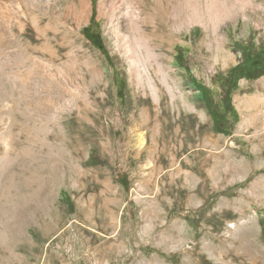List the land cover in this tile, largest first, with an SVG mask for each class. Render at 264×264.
<instances>
[{
  "label": "rangeland",
  "instance_id": "1",
  "mask_svg": "<svg viewBox=\"0 0 264 264\" xmlns=\"http://www.w3.org/2000/svg\"><path fill=\"white\" fill-rule=\"evenodd\" d=\"M179 1L178 28L169 44L162 43L178 94L175 101L169 96V104L195 134L194 149L207 152L208 171L223 166L229 172L199 194L191 209H178L173 199L165 204L156 190H144L150 169L136 158V126L128 120L135 104L145 106L148 93H140L122 52L121 36H133L126 23L103 10L101 0H0V204L36 192L38 222L23 230L30 243L22 244L26 261L35 256L39 260L32 264H264V185L258 184L264 179V104L245 110L236 102L264 97V76L240 80L230 114L222 104L224 89L213 81L245 54L264 51V0ZM90 25V34L99 26L107 55L85 35ZM197 83L211 89L225 132L215 130ZM89 124L98 130L92 138ZM70 127L84 145L81 159L68 157L86 172L73 180L59 138ZM91 155L102 163L95 165ZM240 163L246 172L233 168ZM57 165L58 176L50 175ZM105 181L116 193L109 199L111 227L101 211Z\"/></svg>",
  "mask_w": 264,
  "mask_h": 264
},
{
  "label": "bare ground",
  "instance_id": "2",
  "mask_svg": "<svg viewBox=\"0 0 264 264\" xmlns=\"http://www.w3.org/2000/svg\"><path fill=\"white\" fill-rule=\"evenodd\" d=\"M140 2L141 0H101L103 10L106 8L108 12L118 17V19L120 18L119 20L122 19L126 23V29L128 28L132 31L133 36L131 39L123 36L120 38L122 40L120 41L123 42L122 52L126 56L131 76L137 84L140 93L142 90L148 93L145 106L135 104L128 120L129 125L138 127L133 128L138 147V157L136 158L143 164H141L143 168L150 169V172L145 174L149 178H147L145 185H143L144 190L147 192L156 190L157 199H161L165 204L170 199H173L176 205H178V209L182 207L191 209L193 202L199 194H203L214 180H223L228 176L229 172L223 166H220L214 173L210 172L211 170L208 171L207 161L210 158L207 156V152L194 149L196 144L195 134L190 132L189 127L182 125L180 115H177L175 111L173 112L169 104V96H172L175 101L178 94L177 88L170 76L171 68L168 66L167 61H165L163 53L165 49L162 43L166 41L169 44L172 40V32L178 28L181 20L180 1L152 0V4H150L145 0L143 5ZM137 3L143 6L141 11L143 16L139 9L135 8ZM44 9L43 5H37L36 10L41 12ZM147 9L152 10L150 15L146 14ZM195 13L197 12L195 11ZM47 14L49 15V12ZM45 16L47 15L45 14ZM170 26L173 30H170ZM149 32L153 33L151 35L155 40H159L161 45L151 41L148 37ZM236 102L241 108L250 110L256 104H264V97H239L236 99ZM185 118L189 121L191 116L185 113ZM87 128L86 133L88 137L92 138L91 133L98 132L95 125L89 124ZM59 138L63 142V158L64 161L67 159L64 165L67 168L68 175H72V180L73 177H86L85 170L80 166H75V162L71 160V157L77 159L76 157L79 158L81 156L82 150L79 148L84 145L82 136L77 133V130L70 127L69 131L62 134ZM102 146L105 149L107 145L102 142ZM68 153L71 157H68ZM59 165L55 166L49 174L58 176L59 169H61ZM44 167V170L49 172L47 166ZM244 167L243 163H240V166L238 165L233 168L243 171ZM141 170L143 171V169ZM103 184H105L108 196L101 205V211L105 213V219L108 222V226L111 227V222L115 221V215L110 206L111 201L109 199L115 196L116 193L112 184L107 181ZM258 184L264 185V179L260 178ZM46 189L49 193L50 189L47 187ZM34 193L29 191L23 195L16 194L17 196H14V199H10V196L3 204H0V264H32V261L37 262L39 260L38 257L33 256L26 261L22 256L24 254L22 246L30 245L23 232L24 227L38 222L37 219H39L37 217V203H39L37 201L39 200L33 199L34 195H36ZM19 194H21V191ZM39 195L43 196V194ZM49 196L48 194L47 197ZM51 196L53 195L51 194ZM45 216L47 217V215ZM104 226L106 227L105 223ZM177 234H179V230L178 228H174L173 238H177ZM192 250L194 251V249ZM49 255L48 253L46 258Z\"/></svg>",
  "mask_w": 264,
  "mask_h": 264
},
{
  "label": "trees",
  "instance_id": "3",
  "mask_svg": "<svg viewBox=\"0 0 264 264\" xmlns=\"http://www.w3.org/2000/svg\"><path fill=\"white\" fill-rule=\"evenodd\" d=\"M95 16H96V11L94 9L93 16L91 18V25L95 21ZM91 25L84 29L85 35L96 48L100 49L103 53L107 55V51L102 41L99 26H97V30L94 34H90L89 29ZM248 71H254L256 73L248 72ZM262 76H264V51L258 52L253 57H249V55L245 54L243 62L238 66L234 67L233 69H231L227 75L214 77L213 80L214 83H220L221 87L224 89L222 104L226 108V113L230 114L234 112L232 105V95L238 89V84L240 80H242L243 78L257 79ZM197 88L203 94L207 107L214 119L215 130L218 132H225L223 129L224 123H222V118L224 115L214 108V101L210 97L211 89L206 85H199L198 83H197ZM90 158L95 165L102 163L100 159H96L93 155H91ZM64 201L69 206H72L70 199L65 195H64Z\"/></svg>",
  "mask_w": 264,
  "mask_h": 264
},
{
  "label": "flooded vegetation",
  "instance_id": "4",
  "mask_svg": "<svg viewBox=\"0 0 264 264\" xmlns=\"http://www.w3.org/2000/svg\"><path fill=\"white\" fill-rule=\"evenodd\" d=\"M248 72H253V73H256V72H254V71H248Z\"/></svg>",
  "mask_w": 264,
  "mask_h": 264
}]
</instances>
